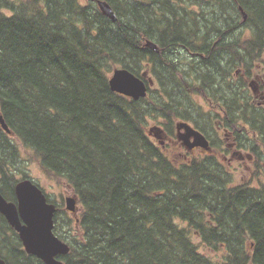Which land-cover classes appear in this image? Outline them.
I'll return each instance as SVG.
<instances>
[{"label":"trees","instance_id":"trees-1","mask_svg":"<svg viewBox=\"0 0 264 264\" xmlns=\"http://www.w3.org/2000/svg\"><path fill=\"white\" fill-rule=\"evenodd\" d=\"M106 1L115 21L95 0H0V114L10 129L0 125V193L15 201L28 176L16 170L20 144L77 196L75 217L54 216L65 264H264V108L242 90L247 73L235 100L241 141L255 150L248 178L236 182L213 158L174 155L175 123L202 114L208 87L226 84L235 65H264V0ZM219 38L223 57L205 63ZM116 67L147 71L146 96L111 90ZM153 124L172 144L148 133ZM0 256L42 264L1 214Z\"/></svg>","mask_w":264,"mask_h":264},{"label":"water","instance_id":"water-1","mask_svg":"<svg viewBox=\"0 0 264 264\" xmlns=\"http://www.w3.org/2000/svg\"><path fill=\"white\" fill-rule=\"evenodd\" d=\"M96 3L102 14L112 21L117 19L113 8L106 0H96ZM243 17L245 18V14H243ZM146 45L158 51V47L154 42L147 40ZM152 82V78L147 71L136 75L125 67L114 68L108 79L111 90L133 100L145 97L147 88ZM0 125L4 131L10 133V129L1 114ZM176 129L177 138L185 148L190 149L195 145L207 148L204 135L188 122L177 121ZM148 132L157 138L160 143H163L165 132L160 125L150 126ZM190 138L194 140L191 142ZM14 192L15 202L8 201L0 193V214L18 232L20 240L28 253L35 254L44 264H64L56 256L67 253L69 246L53 233L55 204L47 201L43 190L31 178L18 180L14 186ZM64 204L66 210L76 214V195H67ZM0 264H6L2 258H0Z\"/></svg>","mask_w":264,"mask_h":264},{"label":"flooded vegetation","instance_id":"flooded-vegetation-1","mask_svg":"<svg viewBox=\"0 0 264 264\" xmlns=\"http://www.w3.org/2000/svg\"><path fill=\"white\" fill-rule=\"evenodd\" d=\"M218 40L220 42L218 43L213 42L211 45L206 46L209 49V53H207L205 56L206 58L204 59L205 63L208 62V59L210 60L214 54H216L219 57H223L222 56L223 47H224V43L222 42L223 38H219ZM232 47L236 48V45H233ZM177 53L178 55L186 54L188 56L196 58V60L199 59L200 57V55L191 53L189 51L182 50V51H177ZM226 62H228V60L224 59L222 60L221 64L220 63L218 64L221 65L222 67ZM225 73L226 75L227 74L230 75V78L228 79L227 83L224 84L223 86H221L220 84L216 86L214 84V86L208 87V90L204 95L205 97L204 96H203L204 98L202 97L203 98L202 107H201L202 114L199 115L196 112V110H192L193 115L196 118L188 121L190 122L192 127L199 130L204 135L207 141V148H203L195 145L190 149H186L182 145V143L179 140L178 141H179V149H181V154H184V157L187 160H190V158L198 157V156L213 158L219 164L226 166L227 169L230 170L233 174H236V163H243L245 162L246 159H252L254 157V151H255L251 143L249 145H246L241 141L242 130L239 127V122H236V100H235L236 77L238 76V74L240 75L243 74L245 76V74L247 73L245 79L241 82L243 83L242 90L249 97V102L253 106L264 108V65L259 63L256 66H254V68L249 69L247 71L243 68L242 69L239 68L236 70V65H235V67L227 70ZM229 93L234 94L235 97L230 96ZM225 96L233 100L226 104L221 100ZM214 98H218V100L215 101ZM165 138L170 140V137L165 136ZM193 140H194L193 138H190L191 142ZM24 178H31V177L28 175L27 177H23L18 180ZM35 183L38 186H40L37 182ZM41 189L43 190L47 198V201L55 204L56 208L53 215V222H54V216L57 213L58 209L62 210L61 213H67L68 215H73L74 217L76 216V214L78 213V201L76 204L77 212L76 214H74L66 210L65 208L64 200L66 195L61 200L62 207H59L57 206L58 202H56L55 200L50 201L46 195V191L44 190V188L41 187ZM15 201H16V196H15ZM7 224L9 225L8 222ZM54 225L52 229L53 233H54ZM10 227L16 232V230L12 226ZM16 233L18 239L20 240L18 232ZM60 239L67 243V241L63 240L62 238ZM21 246L26 254L35 256L38 260L42 262V264H44V262L40 258H38L35 254L28 253L25 250L22 242H21ZM64 254H58L56 258L62 260L60 257ZM0 258L2 257L0 256Z\"/></svg>","mask_w":264,"mask_h":264},{"label":"rangeland","instance_id":"rangeland-1","mask_svg":"<svg viewBox=\"0 0 264 264\" xmlns=\"http://www.w3.org/2000/svg\"><path fill=\"white\" fill-rule=\"evenodd\" d=\"M229 78H230V75L227 77V81ZM244 79H245V77L242 78V80H244ZM196 95H197V97L199 96L198 94H196ZM202 99L203 98L200 97L199 100L203 101ZM217 100H215V101H217ZM166 144H172V142L167 140V139H163V143H161V145L164 146ZM17 146L21 152L22 157H21V161L18 163L19 168L16 170L27 172L28 175L35 182H37L42 188H44V190L49 194L50 198L55 200L58 203L61 202L62 198L65 195L66 196L70 195V192H71L70 189L67 190L66 187H63V185L58 183L55 179L47 176L43 172L41 167L37 164V162L32 160L29 157V154L23 150V147L20 144H17ZM179 152L181 154V149L175 151L174 155L180 156ZM252 162H253V158L252 159H246L245 162H243V163H236V174H234V176L236 178V182H241V181H244L245 179L248 178V176L252 173V169H253ZM17 175L20 176L21 173L18 172ZM70 216L72 217L73 215H70ZM195 236H193L192 238L197 242L198 237L197 236L195 237ZM197 244H199V243L197 242ZM200 249L203 250L204 247L202 245H200Z\"/></svg>","mask_w":264,"mask_h":264}]
</instances>
